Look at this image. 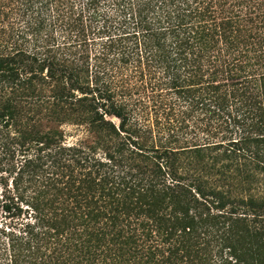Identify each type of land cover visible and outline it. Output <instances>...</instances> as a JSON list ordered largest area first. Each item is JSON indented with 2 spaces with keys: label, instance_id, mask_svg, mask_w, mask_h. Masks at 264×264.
<instances>
[{
  "label": "trees",
  "instance_id": "obj_1",
  "mask_svg": "<svg viewBox=\"0 0 264 264\" xmlns=\"http://www.w3.org/2000/svg\"><path fill=\"white\" fill-rule=\"evenodd\" d=\"M0 192V264H264V0H0Z\"/></svg>",
  "mask_w": 264,
  "mask_h": 264
},
{
  "label": "rangeland",
  "instance_id": "obj_2",
  "mask_svg": "<svg viewBox=\"0 0 264 264\" xmlns=\"http://www.w3.org/2000/svg\"><path fill=\"white\" fill-rule=\"evenodd\" d=\"M64 130H65V134L67 136L66 142L68 144H72V143L76 142L81 137V132L79 133L73 127H64ZM0 196H1V192H0ZM0 199H1V197H0ZM7 222H8V220H6V214L3 212L2 208H1V204H0V228L3 227Z\"/></svg>",
  "mask_w": 264,
  "mask_h": 264
}]
</instances>
